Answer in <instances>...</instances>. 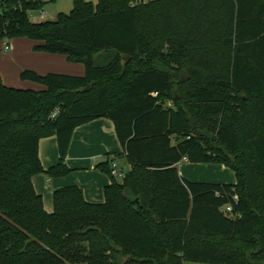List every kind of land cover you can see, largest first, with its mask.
Here are the masks:
<instances>
[{
	"label": "trees",
	"instance_id": "obj_1",
	"mask_svg": "<svg viewBox=\"0 0 264 264\" xmlns=\"http://www.w3.org/2000/svg\"><path fill=\"white\" fill-rule=\"evenodd\" d=\"M4 2L0 42L26 38L84 72L20 73L41 91L0 79V264H264V0H73L39 23L26 10L41 0ZM98 118L130 169L117 183L97 165L103 203L70 186L46 212L32 178L67 175L74 129ZM49 136L59 162L43 170ZM183 159L236 183L185 181Z\"/></svg>",
	"mask_w": 264,
	"mask_h": 264
},
{
	"label": "crops",
	"instance_id": "obj_2",
	"mask_svg": "<svg viewBox=\"0 0 264 264\" xmlns=\"http://www.w3.org/2000/svg\"><path fill=\"white\" fill-rule=\"evenodd\" d=\"M34 44L32 41L24 44L22 40H16L9 44L8 51L4 52L0 48V79L5 87L20 90H43L39 84L22 81L19 76L23 71L46 75L50 72L56 73L59 69L63 73L70 74L69 76L83 75L84 67L79 63L68 62L63 55L36 52L33 50ZM38 157L43 170H48L59 162L55 136L39 140ZM106 162L115 163L122 169L126 166L125 171L130 169L115 135L112 121L107 118H98L76 127L64 160V165L69 169V173L63 177L53 178H48L44 173H41L32 178L33 189L41 197L44 210L48 213L53 211L52 195L55 190L70 186L78 187L86 202L103 203L105 200L104 189L112 180L107 173L97 168V165ZM225 169V166L220 164L202 165L187 161H181L177 165L180 178L188 182L235 184L236 179L235 176H232L233 172H229L227 177L204 179V174L223 173ZM184 264L199 263L186 262Z\"/></svg>",
	"mask_w": 264,
	"mask_h": 264
},
{
	"label": "rangeland",
	"instance_id": "obj_3",
	"mask_svg": "<svg viewBox=\"0 0 264 264\" xmlns=\"http://www.w3.org/2000/svg\"><path fill=\"white\" fill-rule=\"evenodd\" d=\"M87 1H91L93 3L96 2V0H87ZM141 1L146 2L147 0H141ZM41 2L43 3L41 11H43L47 15L46 21H55L59 14H66V15L69 14L70 11L72 10V6H73V0H41ZM36 20H37V18L35 19V17L30 18V22H32V23H36ZM16 40H22V42H24V44L30 42L26 38H15L12 40H4V41L0 42V48H3L5 43L12 44V42H14ZM19 42H21V41H19ZM95 61L98 64L104 65L110 61V58H107L105 55H97L95 57ZM80 65L83 66L82 64H80ZM76 66H78V65H76ZM50 73H55V72H50ZM55 74L70 75V74H66V73L61 72V70H59V69L57 70V72ZM74 76H77V75L75 74ZM168 103H171V101L166 102V104H168ZM202 165H204V164H202ZM124 170H126V166H125ZM229 172H232V171L230 169L226 168L225 171H223V173L211 172L209 174H204L203 176H204V179H208V178L212 179L213 177H219V176L220 177L221 176L227 177V174H230ZM232 176H234V173ZM204 179H201V180H204ZM115 180L117 183H121L122 178H116ZM199 182H203V181H199ZM222 209H224V208H222ZM224 212H227V210L225 209ZM64 264H72V263H64ZM76 264H85V263H76Z\"/></svg>",
	"mask_w": 264,
	"mask_h": 264
},
{
	"label": "built area",
	"instance_id": "obj_4",
	"mask_svg": "<svg viewBox=\"0 0 264 264\" xmlns=\"http://www.w3.org/2000/svg\"><path fill=\"white\" fill-rule=\"evenodd\" d=\"M6 9L7 8H6L4 0H0V15L4 11H6ZM26 14H27L29 20L32 17H35V19L37 18L36 23L44 22V21H46V18H47V15L43 11H41V8L35 9V10L28 9V10H26ZM2 49L4 52L8 51L10 49L9 43H5ZM183 161H185V159H183ZM110 166H111V168H110V175L111 176H113L115 178H123L125 176L127 171L118 167L115 163L110 164ZM234 199H236V197H234ZM225 209L227 210V212H230V207H226Z\"/></svg>",
	"mask_w": 264,
	"mask_h": 264
}]
</instances>
